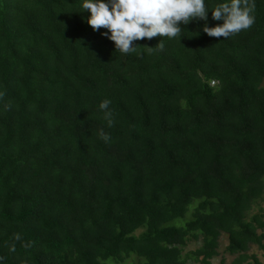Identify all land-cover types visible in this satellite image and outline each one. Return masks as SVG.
Listing matches in <instances>:
<instances>
[{"label": "trees", "instance_id": "trees-1", "mask_svg": "<svg viewBox=\"0 0 264 264\" xmlns=\"http://www.w3.org/2000/svg\"><path fill=\"white\" fill-rule=\"evenodd\" d=\"M79 3L0 0V264H264V0L130 55Z\"/></svg>", "mask_w": 264, "mask_h": 264}, {"label": "clouds", "instance_id": "clouds-1", "mask_svg": "<svg viewBox=\"0 0 264 264\" xmlns=\"http://www.w3.org/2000/svg\"><path fill=\"white\" fill-rule=\"evenodd\" d=\"M79 7L80 12L89 13L84 20L92 30L105 29L101 35L114 42L115 52L122 55L137 52L139 45L133 42L144 38L150 40L159 35L173 40L180 36L182 24L194 20L205 21L202 30L207 35L224 39L255 23L254 0H225L214 5L208 0H80ZM209 12L213 21L222 23L209 27ZM157 47L164 48L162 39ZM147 49L150 52L152 47ZM110 104V99H104L98 105L108 127L114 122ZM98 136L106 143L111 139L103 129L98 131Z\"/></svg>", "mask_w": 264, "mask_h": 264}, {"label": "rangeland", "instance_id": "rangeland-1", "mask_svg": "<svg viewBox=\"0 0 264 264\" xmlns=\"http://www.w3.org/2000/svg\"><path fill=\"white\" fill-rule=\"evenodd\" d=\"M226 244H227V238L222 237L221 245H220V249H219L220 256L214 258L212 260V264H222L223 259H225L226 263H229L233 259V257L229 256L225 252ZM197 247H198V244H192L188 250L196 249ZM252 252L257 254L258 257L260 258V260L264 263V253L263 252L259 251L257 247H253ZM189 264H199V263L190 262Z\"/></svg>", "mask_w": 264, "mask_h": 264}]
</instances>
